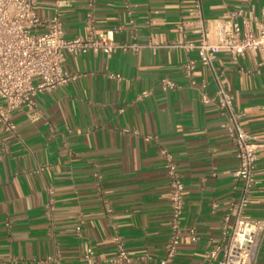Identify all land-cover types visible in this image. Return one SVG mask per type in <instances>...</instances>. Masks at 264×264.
Wrapping results in <instances>:
<instances>
[{
    "label": "crops",
    "instance_id": "1",
    "mask_svg": "<svg viewBox=\"0 0 264 264\" xmlns=\"http://www.w3.org/2000/svg\"><path fill=\"white\" fill-rule=\"evenodd\" d=\"M36 12L60 14L67 38L114 31L116 43L135 48L67 53L63 67L73 79L13 111L14 131L0 121V264H84L89 245L109 264L115 236L133 264H159L170 234L161 149L185 184L182 225L199 235L192 243L184 231L172 264H218L206 259L210 241L230 238L242 183L226 119L203 96L220 81L260 146L244 214L264 223V68L258 53L236 63L225 49L207 66L187 45L205 31L215 42L216 24L231 19L256 32L264 0H38ZM189 61L192 77L183 68ZM164 78L176 87L164 90ZM254 264H264V232Z\"/></svg>",
    "mask_w": 264,
    "mask_h": 264
},
{
    "label": "built area",
    "instance_id": "2",
    "mask_svg": "<svg viewBox=\"0 0 264 264\" xmlns=\"http://www.w3.org/2000/svg\"><path fill=\"white\" fill-rule=\"evenodd\" d=\"M96 0H89L93 5ZM38 0H0V121L5 129L15 130L12 112L26 105L32 107V99L39 93L54 91L68 84L73 77L64 71L66 54L82 55L90 51L102 52L112 56L116 51H127L126 45L114 41V31L96 35L92 29L90 36L67 38L60 14L51 19L40 17L36 12ZM236 13L233 16H240ZM119 29V28H118ZM215 42H211L208 32H204L203 40L198 44H188L192 50L198 51L202 64L213 66L218 53L228 50L234 62L250 52L261 56L260 67L264 68V12L259 19V29H250L247 20L240 24L235 19L217 23L215 26ZM184 71L192 77L196 68L194 61L184 65ZM120 78V75H116ZM164 90L174 89L176 84L169 78L161 81ZM205 104H215L226 119V129L237 150L239 166L234 172L237 182H241V198L233 203L231 209L236 210L234 228L225 244L210 241L207 261H218V264H254L260 250L264 223L251 220L244 214L249 203L253 187L256 185V169L260 146L241 125L244 114L235 108L234 97L226 87L218 81L216 93L203 96ZM153 137L147 136L151 141ZM170 184V219L169 238L164 245V254L159 264H172L176 258L187 230L192 243L199 241L195 227L185 229L182 216L185 209V184L174 156L168 149H161ZM99 180L101 177H98ZM82 235V227H77ZM116 253L107 261L109 264H133V257L128 252L123 240L114 237ZM222 257L219 259V255ZM84 264H99L96 251L89 245L82 255Z\"/></svg>",
    "mask_w": 264,
    "mask_h": 264
}]
</instances>
